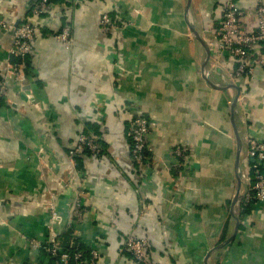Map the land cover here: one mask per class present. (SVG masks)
<instances>
[{
	"label": "crops",
	"instance_id": "1",
	"mask_svg": "<svg viewBox=\"0 0 264 264\" xmlns=\"http://www.w3.org/2000/svg\"><path fill=\"white\" fill-rule=\"evenodd\" d=\"M32 1L0 0V20L40 26L24 60L25 83L11 84V104L0 103V264H49L29 244L45 239L47 221L31 202L51 188L59 211L71 209L72 194L55 180L81 132L102 138V157L78 164L88 194L78 230L98 252L96 264H136L119 252L129 235L148 241L154 264H264V204L245 212L238 200L232 206L238 147L231 121L238 96L240 138L264 143V71L229 80L210 53L207 78L220 89L212 88L201 71L205 51L189 29L216 45L227 0H190L188 12L187 0H51L41 16L31 14ZM255 1H236L252 17L243 19L247 29ZM103 14L126 26L104 33ZM64 26L68 48L52 38ZM11 43L0 29V76L13 61ZM137 115L149 121L151 150L141 166L131 163L125 136ZM39 147L43 162L34 156ZM244 156L242 142L239 163Z\"/></svg>",
	"mask_w": 264,
	"mask_h": 264
},
{
	"label": "built area",
	"instance_id": "2",
	"mask_svg": "<svg viewBox=\"0 0 264 264\" xmlns=\"http://www.w3.org/2000/svg\"><path fill=\"white\" fill-rule=\"evenodd\" d=\"M51 0H33L31 14L41 16L52 9ZM76 1V0H69ZM237 0H227L223 21L219 27L218 43L208 44L209 52L218 67L225 70L229 80L251 78L256 70L264 71V1L256 0L253 7L254 26L247 29L243 23L244 18H252L239 8ZM104 33L124 28L122 21L113 22L108 14H103L99 22ZM0 29L9 32L12 43L9 55L18 61L8 60L0 76V103L9 100V87L11 84L22 86L25 83L24 60L32 50V42L40 31V26L24 21L20 24L7 23L0 20ZM52 38L61 46L68 48L72 44V35L69 27H61L52 35ZM210 54V55H211ZM228 56L233 60L234 67L227 68V63L221 57ZM31 101V96L27 95ZM247 121V120H245ZM149 121L143 116H134L126 138L130 141V161L141 166L148 161L150 147L147 143ZM245 145V156L239 163L241 176V189L239 202L242 209L254 211L264 204V143L254 135H247L242 139ZM102 138L92 132H81L74 146L67 153L68 169L63 176H58L55 185L72 194L71 209L68 213L59 211L54 189L41 192V198L31 202L33 208L45 214L47 221L44 225L45 239L43 241H30L33 249L39 250L48 263L52 264H96L99 254L86 246L85 240L79 235L78 226L88 211V194L86 193V172L78 163L85 158L99 159L102 156ZM44 149L39 147L34 153L39 162H43ZM175 154L181 156L177 148ZM47 176H53L51 168ZM55 177V176H54ZM59 227V229H58ZM66 246L73 249L70 252ZM148 241L143 238L126 236L120 253H127L136 264H154L146 258Z\"/></svg>",
	"mask_w": 264,
	"mask_h": 264
},
{
	"label": "water",
	"instance_id": "3",
	"mask_svg": "<svg viewBox=\"0 0 264 264\" xmlns=\"http://www.w3.org/2000/svg\"><path fill=\"white\" fill-rule=\"evenodd\" d=\"M189 5H190V0H187V3H186V12H188V9H189ZM189 29H190V32L193 36V38H195L200 44L201 46L203 47L204 51H205V58H204V61L202 63V68H201V71H202V76L203 78L206 80V82L212 87V88H215V89H220L218 88L217 86H214L213 84H211V82L209 81V79L207 78V73H206V67L208 65V59L210 57V52H209V48L207 46V43L204 42L202 40V38H200V36L198 35V33L194 30L193 26L189 24ZM238 98V96H237ZM237 98H235V100L233 101L232 103V107H231V111H232V114H231V118H232V124H233V128H234V134H235V137H236V143H237V147H238V152H237V157H236V162H235V170H236V180H237V192H236V195L233 199V204L232 206L236 203L237 200H239V193H240V189H241V185H242V181H241V176H240V172H239V155H240V149H241V145H242V139L240 138L239 136V129L236 127L235 125V118H234V108L236 106V102H237ZM235 218V217H234ZM236 219V218H235ZM237 220V219H236ZM237 227H238V222L236 224V230H237ZM233 238V237H232ZM230 238L227 242H225V244L229 243V241H231ZM220 247H223L220 246ZM213 252V251H212ZM212 252H210L208 255H207V258L212 254Z\"/></svg>",
	"mask_w": 264,
	"mask_h": 264
},
{
	"label": "trees",
	"instance_id": "4",
	"mask_svg": "<svg viewBox=\"0 0 264 264\" xmlns=\"http://www.w3.org/2000/svg\"><path fill=\"white\" fill-rule=\"evenodd\" d=\"M12 60H13L14 62H15V61H18V59H16V58H13ZM78 164L81 166V163H80V161H79V163H78ZM239 207H240V209L242 210V212H245V211H247L246 209H242L240 202H239ZM248 211H249V209H248ZM66 248H67V249H68L70 252H72V251H73V249L69 248L68 246H66ZM50 264H52V263H50Z\"/></svg>",
	"mask_w": 264,
	"mask_h": 264
}]
</instances>
